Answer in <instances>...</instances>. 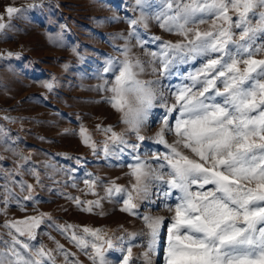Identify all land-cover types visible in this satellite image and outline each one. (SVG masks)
<instances>
[{"label":"snow or ice","instance_id":"snow-or-ice-1","mask_svg":"<svg viewBox=\"0 0 264 264\" xmlns=\"http://www.w3.org/2000/svg\"><path fill=\"white\" fill-rule=\"evenodd\" d=\"M44 3L7 5L0 14V35L13 19ZM133 5L139 15L125 18L126 34H115L124 41L120 55L106 59L95 86L124 128L97 124L96 131L105 134L102 142L83 124L71 132L93 157L126 168L129 182L87 173L90 179L83 183L98 198H66L84 212L99 210L101 216L106 214L102 201L115 202L144 228L124 230L113 239L101 228L56 223L47 212L6 219L0 223L8 236L0 233V264H57L58 257L62 264H81L76 253L42 228L65 236L91 264H112L107 253L115 249L123 253L120 264H153L165 230V264H264V0H133ZM150 22L177 39L151 33ZM52 39L63 43L60 35ZM72 51L79 56L75 46ZM13 56L19 58V53H0V59ZM183 66L189 70L181 71ZM145 72L153 78L142 79ZM42 86L53 92L56 78ZM154 109L159 110V127L148 135ZM6 136L0 125V140ZM149 141L163 150L148 149ZM15 154L22 163L0 172L3 216L10 204L21 212L27 211L25 201L34 210L40 204L34 185L22 178L26 171L40 184V174L35 167L25 169L30 156ZM84 163L75 158L76 165ZM13 185L27 194L19 195ZM149 207H160L167 215L142 211ZM40 235H48L55 248L34 243ZM137 238L144 240L145 250L134 256Z\"/></svg>","mask_w":264,"mask_h":264},{"label":"rangeland","instance_id":"rangeland-1","mask_svg":"<svg viewBox=\"0 0 264 264\" xmlns=\"http://www.w3.org/2000/svg\"><path fill=\"white\" fill-rule=\"evenodd\" d=\"M3 3H7L8 0H1ZM19 1L17 7H23V4H28L32 0H15ZM60 1L63 14L70 16L66 22L75 28V31L82 35L77 41L78 47V63L77 68L74 71V81L72 84V102L77 108V113L74 116L75 122L73 126H70L72 130L69 134H65L67 126H59L55 133H49L48 131L40 134L38 138L37 146L31 145L23 152L14 151V157L7 156L0 153V172H9L13 170L17 163H22L18 160V156L15 153H23L25 156H30L31 160L25 169L28 167H35L36 171L40 174L41 183L37 184L36 178L27 174L23 175V179L35 187L36 198L40 201V204L36 205L34 210L31 202L25 201L27 208L26 212H21L15 204L8 206L9 212L7 216L0 215V223L6 219H18L26 215H34L37 212L49 213L56 223L59 224H73L78 226H88L92 228H101L107 233L108 236L115 239L116 236L124 234V230L128 232H139L144 228L141 220L130 217L126 213L119 211V204L115 202H109L107 200L102 201L103 211L106 213L101 216L98 215L96 210L93 213H87L73 203L72 200L66 198V196L79 197L81 200H94L97 199V195H93L89 192L84 185L83 181L90 179L87 173H91L92 176L101 177L105 181L117 179L118 183L127 184L128 178L125 176L126 168L121 169L119 167H113L111 161H105L92 156L91 151L81 143L79 136L71 134L72 131H78L81 124L89 129L93 138L99 142L105 139V134L96 131V125H113L115 130L121 131L124 125L118 123L119 114L116 113L108 104L101 101V93L95 90V86L100 83L97 79V73L105 65V61L108 57L119 56L118 47L124 43L121 39H115L114 36L117 33H127L128 24L125 21L126 17H133L139 15V11L134 12L133 0H53L57 6V2ZM45 5V4H44ZM6 5L0 4L1 9H5ZM5 11V10H4ZM152 11V9H149ZM25 14V13H24ZM75 16V17H74ZM115 17V19H113ZM149 31L156 35H161L165 39H177L175 36H170L167 33L162 32L154 22H150ZM27 34L28 33H24ZM85 35V36H83ZM6 32L0 35V41L6 37ZM36 39V37L34 38ZM86 42V43H85ZM5 43V42H3ZM133 45L135 41H132ZM84 44L88 45L86 48ZM137 55H142V50L139 48L133 49ZM92 57L91 67H84V62H88L89 57ZM81 57L83 59H81ZM87 60V61H86ZM187 66H183L181 71H188ZM107 76V74H105ZM142 79H152L150 72H145ZM176 78H173L171 83L175 84ZM167 83V81H165ZM154 115L151 117V131L145 134L151 135L155 132L159 125L156 120L159 116V110H153ZM86 121V122H85ZM79 124V127L76 125ZM74 128V129H73ZM32 137L29 134V137ZM30 137V139H31ZM50 139L54 140L49 147ZM65 144L64 147H60L61 144ZM146 147L148 149L160 148V146L154 145L151 141L147 142ZM71 156L73 159L69 160L67 157ZM81 158L85 163L83 167L75 164V158ZM9 160H11L10 163ZM130 162V161H126ZM51 164L52 167L45 168V164ZM70 167H76L78 171L71 173L67 171ZM16 180H20L21 176L16 175ZM5 183L3 178H0V185ZM73 184L76 187H73ZM13 189L19 195H26L27 193H21L18 185H13ZM3 189L0 188V193ZM97 193L99 196H103V189L98 187ZM66 194V195H65ZM2 206V205H0ZM142 211L152 213L154 215H167V213L160 207L145 208ZM43 232L50 233L55 237V240L59 241L65 246V248L76 253V258L81 264H91L88 256L80 252L65 236L56 232L54 229L42 228ZM0 233H5L4 239H8L6 230L0 228ZM163 239L158 247L157 254L153 257V264H165V252L166 247V230L162 233ZM34 243H43L48 248H55V244L49 239L48 235H40L38 241ZM135 246L133 248L134 256L139 255L145 249L142 246L144 240L137 238L132 242ZM123 253L119 249L110 250L107 253V258L112 261V264H120ZM57 264H62V258H57ZM139 264V262H137Z\"/></svg>","mask_w":264,"mask_h":264},{"label":"crops","instance_id":"crops-1","mask_svg":"<svg viewBox=\"0 0 264 264\" xmlns=\"http://www.w3.org/2000/svg\"><path fill=\"white\" fill-rule=\"evenodd\" d=\"M52 1L45 0L42 7L32 8L13 19L6 38L0 41V53H19V58L0 59V125L7 133L0 140V153L11 155L12 159L17 158L14 151L23 152L31 145L37 146L41 133H55L59 126H67L65 130L71 131L70 126L76 121L77 108L72 102L71 88L78 56L72 48L75 46L78 52L77 41L82 35L66 22L70 16L63 14L61 2L52 7L55 4ZM0 4L20 3L0 0ZM4 10L0 8V14ZM57 35L63 37V43L52 39ZM88 60L89 65L84 62V67H91L92 57ZM52 77L56 78L57 87L48 92L42 82ZM5 116L11 119H4ZM52 142L50 139L49 147H54Z\"/></svg>","mask_w":264,"mask_h":264}]
</instances>
